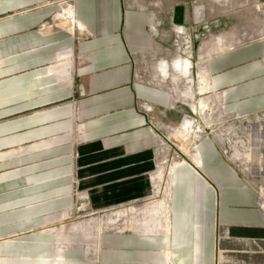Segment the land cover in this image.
<instances>
[{"label": "crops", "instance_id": "1", "mask_svg": "<svg viewBox=\"0 0 264 264\" xmlns=\"http://www.w3.org/2000/svg\"><path fill=\"white\" fill-rule=\"evenodd\" d=\"M192 2L0 0V264H212L217 217L230 239L264 241L254 192L209 137L196 146L206 177L176 162L166 196L149 200L165 126L181 117L156 40L190 22ZM256 48L211 55L210 86L255 91L264 106ZM206 178L221 187L218 211ZM79 188L94 209L156 203L97 229L69 220Z\"/></svg>", "mask_w": 264, "mask_h": 264}, {"label": "rangeland", "instance_id": "2", "mask_svg": "<svg viewBox=\"0 0 264 264\" xmlns=\"http://www.w3.org/2000/svg\"><path fill=\"white\" fill-rule=\"evenodd\" d=\"M192 17L184 26L191 42L186 46L176 42L172 30L164 39L156 40L161 56L157 60L171 62L177 56L189 59V79L178 71H164L158 75L160 84L170 93L172 102L181 112L176 125H166L165 146L156 161L149 200L164 198L170 185L171 167L176 162H187L199 176L202 165L196 155L199 140L209 137L230 170L242 185L254 192L257 207L264 217V106L259 104L255 91H231L232 85L212 88L205 72L206 60L211 55L239 48H258V61L264 65V0H193ZM171 22L166 14V23ZM256 48V49H257ZM148 61L137 65L141 73L149 69ZM167 72V73H166ZM201 73L204 75L202 81ZM264 73V71H263ZM147 74V73H146ZM260 76L239 81V89ZM189 80V81H188ZM207 86V87H206ZM231 86V87H230ZM226 90L233 100L223 99ZM206 181L213 191L216 209H219L221 187L213 179ZM169 183V185H168ZM69 220L95 218L96 228L124 229L139 218V208L156 201H135L123 205L94 209L86 193L80 188L74 192ZM110 217H113L110 220ZM228 225L216 218L214 258L212 264H264V241L238 243L228 237Z\"/></svg>", "mask_w": 264, "mask_h": 264}, {"label": "bare ground", "instance_id": "3", "mask_svg": "<svg viewBox=\"0 0 264 264\" xmlns=\"http://www.w3.org/2000/svg\"><path fill=\"white\" fill-rule=\"evenodd\" d=\"M188 61L189 60L181 59L179 58V56H177L171 62H168V61L162 62V70L163 71H167V69L175 70V71H178L183 77H186L187 79H189L190 75H189V62ZM202 74L203 73H201L200 77L202 78V81H204L203 80L204 75Z\"/></svg>", "mask_w": 264, "mask_h": 264}, {"label": "built area", "instance_id": "4", "mask_svg": "<svg viewBox=\"0 0 264 264\" xmlns=\"http://www.w3.org/2000/svg\"><path fill=\"white\" fill-rule=\"evenodd\" d=\"M71 21L73 22V20ZM171 30L176 42L179 43V49L183 43L186 44V46H189L188 44L191 42V37L184 26L172 25Z\"/></svg>", "mask_w": 264, "mask_h": 264}]
</instances>
